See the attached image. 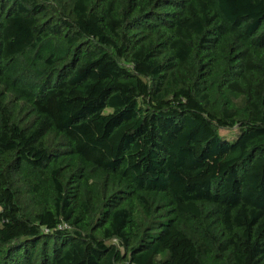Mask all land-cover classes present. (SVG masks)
I'll return each instance as SVG.
<instances>
[{"label":"trees","instance_id":"1","mask_svg":"<svg viewBox=\"0 0 264 264\" xmlns=\"http://www.w3.org/2000/svg\"><path fill=\"white\" fill-rule=\"evenodd\" d=\"M0 264H264V0H0Z\"/></svg>","mask_w":264,"mask_h":264}]
</instances>
